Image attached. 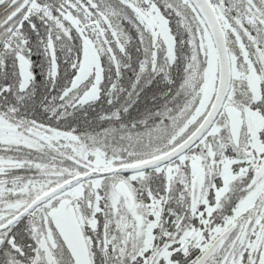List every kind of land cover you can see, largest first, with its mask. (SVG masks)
Segmentation results:
<instances>
[{"label": "snow or ice", "instance_id": "obj_1", "mask_svg": "<svg viewBox=\"0 0 264 264\" xmlns=\"http://www.w3.org/2000/svg\"><path fill=\"white\" fill-rule=\"evenodd\" d=\"M0 264H264V0H0Z\"/></svg>", "mask_w": 264, "mask_h": 264}]
</instances>
